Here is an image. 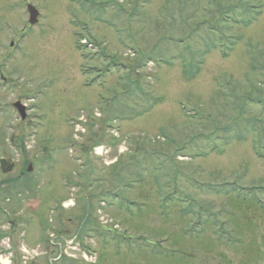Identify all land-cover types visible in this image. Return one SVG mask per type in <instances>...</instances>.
I'll return each mask as SVG.
<instances>
[{
	"label": "rangeland",
	"instance_id": "obj_1",
	"mask_svg": "<svg viewBox=\"0 0 264 264\" xmlns=\"http://www.w3.org/2000/svg\"><path fill=\"white\" fill-rule=\"evenodd\" d=\"M0 158L12 264H264V0H0Z\"/></svg>",
	"mask_w": 264,
	"mask_h": 264
},
{
	"label": "water",
	"instance_id": "obj_2",
	"mask_svg": "<svg viewBox=\"0 0 264 264\" xmlns=\"http://www.w3.org/2000/svg\"><path fill=\"white\" fill-rule=\"evenodd\" d=\"M28 10L30 13V22L32 24L37 23L38 21V16H39V11L32 5L28 6ZM16 106L18 107L19 111L21 112L23 118L26 117V109L25 106L21 105L20 103H17ZM1 168L4 172L11 171L13 169V164H9V162L6 159H1L0 160ZM31 169V168H30Z\"/></svg>",
	"mask_w": 264,
	"mask_h": 264
},
{
	"label": "trees",
	"instance_id": "obj_3",
	"mask_svg": "<svg viewBox=\"0 0 264 264\" xmlns=\"http://www.w3.org/2000/svg\"><path fill=\"white\" fill-rule=\"evenodd\" d=\"M188 72H189V71H188ZM190 74H192V75H193V74H195V73H190Z\"/></svg>",
	"mask_w": 264,
	"mask_h": 264
},
{
	"label": "flooded vegetation",
	"instance_id": "obj_4",
	"mask_svg": "<svg viewBox=\"0 0 264 264\" xmlns=\"http://www.w3.org/2000/svg\"><path fill=\"white\" fill-rule=\"evenodd\" d=\"M23 174V172L22 173H20V175H22Z\"/></svg>",
	"mask_w": 264,
	"mask_h": 264
}]
</instances>
